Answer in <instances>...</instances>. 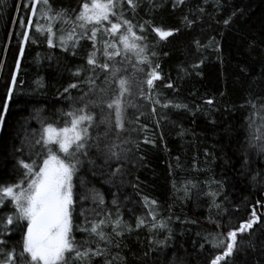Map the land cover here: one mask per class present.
<instances>
[{
  "label": "trees",
  "instance_id": "obj_1",
  "mask_svg": "<svg viewBox=\"0 0 264 264\" xmlns=\"http://www.w3.org/2000/svg\"><path fill=\"white\" fill-rule=\"evenodd\" d=\"M85 2L90 0H47V5L0 0V186L25 179L18 161L31 162V152L44 158L39 145L25 147L26 138L29 143L39 139L33 133L42 123L63 127L70 120L65 113L87 105L85 113L93 116L89 136L103 139L106 127L100 121L109 116L104 101L115 87L106 76L115 66L131 84L122 98L124 130L116 141H126V159L105 164L90 151L95 164L85 161L78 172L84 187L73 177L71 236L81 252L90 253L79 258L65 253L67 264H210L222 251L213 242L247 221L253 210L259 221L238 235L239 251L228 264H264V0H132L134 6L113 0L116 16L110 19L129 21L144 38L137 43L145 47L147 65L100 31L94 48L73 27ZM42 9L50 17L63 15L48 20ZM29 17L42 33L34 26L29 30ZM154 28L173 30L172 35L161 39ZM121 34H126L123 25ZM105 41L109 52L117 43L120 55L113 60L104 56ZM92 53L95 66L87 63ZM104 63L108 72L100 67ZM152 70L160 79L149 88L142 82ZM117 166L122 171L111 176ZM94 193L102 196V204ZM78 194L86 198L79 200ZM8 215L12 225L5 224ZM101 220L98 232L104 239L90 232ZM138 220L144 222L139 227ZM24 231L26 222H16L5 198L0 264H8V252L22 251ZM28 259L17 255L15 264Z\"/></svg>",
  "mask_w": 264,
  "mask_h": 264
},
{
  "label": "snow or ice",
  "instance_id": "obj_2",
  "mask_svg": "<svg viewBox=\"0 0 264 264\" xmlns=\"http://www.w3.org/2000/svg\"><path fill=\"white\" fill-rule=\"evenodd\" d=\"M38 2L47 5V0H38ZM128 4L134 6L132 5V0H128ZM114 6L113 0H90V2L83 3L80 12L76 15L73 27L78 26L81 29V34L86 35L93 42L94 48L97 32L100 31L112 37L113 41L123 45L127 52L134 53L140 63L150 64L145 54V47L140 46L144 38L136 35L130 22L116 17L117 22L113 23L110 19V16H116V13L112 11ZM48 11H51V9L48 8ZM48 11L41 10V15L48 20L57 19L63 15V13L58 12L56 16L50 17ZM35 15V6H33L32 16L34 17ZM105 22L109 25L108 27L104 26ZM19 23L21 26L25 24L23 19H20ZM224 23L227 24L228 20H225ZM122 25L126 29V34H121ZM28 26L29 30L34 26L38 33L44 31L38 22L33 25L32 17L28 19ZM153 31L161 39H166L172 35L173 30L154 28ZM47 33V42L52 46L53 32L50 26L47 28ZM23 35L27 39L29 31H25ZM73 35L74 33L70 34L68 39L71 40ZM60 39L65 42L63 36ZM116 42L111 44V52H109L108 42H104L106 60H113L120 55ZM93 55L94 53L89 55L87 63L95 66L96 62L92 58ZM100 67L108 72L110 66L108 63H104ZM119 73L120 69L113 66L110 70V76H106V83L110 81L115 87L112 89L111 97L104 101V106L109 110V116L102 118L100 121L106 127L103 139L100 137L94 139L89 136L88 129L93 124V116L85 113L87 105L65 113V117L70 118L65 126L56 127L54 126L55 122L42 123L39 133H33L34 136L38 135L39 139L29 143L26 138L25 147L31 150L36 145H39L43 151L44 158L41 157L39 152H31L29 156L31 162L18 161L25 179L8 186H0V207L4 206L5 198H7V202L14 208L16 222H26V231H24L22 236V251L19 254H15L14 251L8 252L6 254L8 264H15L17 255L21 260H24L25 254L29 257L26 264H67L65 253L71 254L74 252L78 258L89 255L90 250L85 249L81 252L76 247V242L71 236L73 212L75 210L73 177H77L79 186L83 188L85 181L78 176V172L85 161L89 165L95 164V161L89 159L90 151L99 154L105 164H108L110 160H114L119 165L122 159H126V151L123 148L126 141H120V143L116 141L119 140L120 133L124 130L122 98L126 93H129L131 84L128 80L119 76ZM145 75L147 79L142 83H146L149 88L152 87L154 80L160 79L159 73L155 70L147 72ZM70 87L76 86L71 85ZM141 95H143L142 92ZM78 99L83 103V97ZM92 103L93 106H99L95 102ZM208 103H211V101H208ZM163 106L167 107V104ZM173 106L177 108L186 107L181 105ZM6 107L7 105L5 104ZM2 121L3 117L0 116V122ZM54 147L57 148V151H53ZM261 150L264 151V145L261 146ZM33 156L42 158V162L38 164L36 159L32 158ZM121 171L122 169L117 166L111 171L110 175L117 176ZM25 184L26 187L23 186ZM85 198V196L78 194L79 200H84ZM93 198L98 199L99 203H103V198L99 193H94ZM145 199L146 203L151 205L156 203L154 200L149 202L147 198ZM149 214L155 220V215L151 212ZM258 221L259 217L253 210L251 217L247 221L241 222L237 228L228 231L223 239L214 241L213 247L222 248V251L211 259L210 264H221V262L228 264V260L233 256L234 252L239 251L238 235L242 236L249 232ZM13 223V216L8 215L5 219V224L12 225ZM103 223L101 220L99 225L94 223L90 228V232L98 235L101 239H104V234L102 231L98 232V228ZM119 223V218H117L113 227L115 228ZM143 223V220H138L137 227ZM155 226L153 224V227ZM160 226L163 227L164 225L160 224ZM2 244H4V241L0 240V245Z\"/></svg>",
  "mask_w": 264,
  "mask_h": 264
},
{
  "label": "rangeland",
  "instance_id": "obj_3",
  "mask_svg": "<svg viewBox=\"0 0 264 264\" xmlns=\"http://www.w3.org/2000/svg\"><path fill=\"white\" fill-rule=\"evenodd\" d=\"M57 154H59V153L57 152Z\"/></svg>",
  "mask_w": 264,
  "mask_h": 264
}]
</instances>
